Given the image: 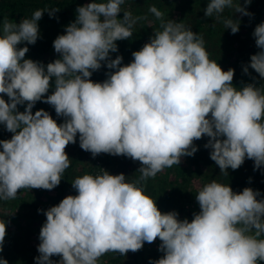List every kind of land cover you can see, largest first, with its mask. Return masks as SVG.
Instances as JSON below:
<instances>
[{
  "label": "clouds",
  "instance_id": "1",
  "mask_svg": "<svg viewBox=\"0 0 264 264\" xmlns=\"http://www.w3.org/2000/svg\"><path fill=\"white\" fill-rule=\"evenodd\" d=\"M252 0H209L205 17L217 21L226 9L251 16ZM125 0H93L76 9V19L58 35L53 48L59 58L46 66L25 59L27 46L40 37L38 21L44 10L18 24L4 19L0 31V124L12 133L0 140V200H14L22 189L53 190L61 183L71 160V143L90 152L125 156L139 161L140 177L125 174H84L71 183L68 195L44 211L35 264H98L109 252L126 256L159 238L163 256L150 264H260L264 262V198L245 187L237 193L212 180L195 195L200 211L179 219L176 211L162 212L144 183L165 168L193 156L194 141L207 136L210 159L228 176L245 159L254 170L264 166V88L249 83L233 86L235 69L224 71L209 58L202 35L169 19L155 6L149 11L161 21L149 42L122 66L117 41L130 39L137 22L123 10ZM59 9L47 11L54 16ZM123 12V19L118 14ZM236 34L240 22L223 20ZM260 51L249 67L264 79V22L253 32ZM106 63L107 79L94 82L93 72ZM55 78L54 91L46 95ZM255 79V78H253ZM38 101L51 105L32 112ZM27 103L23 112L18 105ZM6 222L0 221V252ZM59 256V262L53 261ZM0 264L8 261L0 257Z\"/></svg>",
  "mask_w": 264,
  "mask_h": 264
},
{
  "label": "rangeland",
  "instance_id": "2",
  "mask_svg": "<svg viewBox=\"0 0 264 264\" xmlns=\"http://www.w3.org/2000/svg\"><path fill=\"white\" fill-rule=\"evenodd\" d=\"M193 1L182 0L183 3L181 5L179 2L175 9H172L170 13L168 12L167 16H164V22L171 19L183 23L194 31L193 26L200 25L198 18L204 10L201 5H197ZM240 4L241 6H245L244 0H240ZM129 8L130 5L127 3L122 5L123 10H128ZM246 8L253 15L245 16L241 13H230L231 15H227V19L233 18L234 20H238L241 26L236 33L237 38H235V42L232 43L233 49L231 50L235 54H232L229 65L224 66L223 63L222 65L224 71L229 68L235 69L234 79L232 81L233 86L242 88L246 84L255 83L257 87L264 88V79L259 77V74L255 70L249 67L247 74L243 71V68L250 63L251 55L260 51L256 47L255 38L252 34L255 27L261 22H264V0H252ZM147 13L142 12L139 15L140 17H144L142 25H149L147 28L151 29L152 37L154 32L157 31L152 30V28H155L158 22L153 21L154 16L152 13H149L150 16H147ZM121 17H123V12L118 14V19H121ZM211 20L217 19L216 17L209 18L205 25H215ZM20 21L14 20V23L18 24ZM158 21L161 22L160 20ZM137 23V25H140L139 22ZM138 33L140 35L139 31ZM230 34L232 33L230 32ZM225 37L230 36L225 35ZM226 48V45H220L217 48L221 53H226L222 55L221 60H227L228 58L229 53ZM57 58L58 54L52 46L45 54L44 61L50 63ZM237 59V64L231 66ZM52 84H55V80H53ZM208 139L205 136L200 140L194 141L198 150L193 156L182 157L179 165L165 168L154 178H149L146 182H143L146 194L158 200L156 204L162 212L176 211L179 214V219L183 220L187 218L191 221L193 213L200 211L195 195L204 184L215 180L214 172L217 173L216 170L211 169L210 163L213 161L210 159L211 149L204 150V144L207 143ZM65 151L71 163L73 160H76L72 166L71 180L67 184L65 192H61L57 188L53 190H30L26 188L20 190L14 200H0V221L6 222V236L0 257L6 259L8 264H35V258L40 255L37 251L40 243L39 232L43 223L46 221L44 211L57 205L66 196L77 194L71 183L76 177L84 174L97 175L101 173V169H105L113 175L123 173L128 181L137 180L140 177V173L137 171L141 167L139 161H133L125 156L109 158V154H104V157L97 155L93 158L90 152H86L79 147V139H77L75 144L70 143ZM198 151H202L203 154V158L200 160L196 159ZM98 162L102 164V168L98 166ZM184 170L187 172L186 175H184ZM252 180V187L245 185L244 188L248 186L253 190H258L261 193L258 199L264 198V178L255 177ZM260 183H263L261 189L256 186ZM38 209L44 211L38 212ZM160 243L159 238L151 244L145 243L141 250L135 252V254H139L137 256L138 258H133L134 253L128 252L126 259H120L121 263H119L120 260L112 263L111 261L116 259L117 253L109 252L100 258L98 264H150V261H155L163 256V253L158 250ZM146 251L149 253L145 254ZM51 259L59 262L61 258L59 256H53ZM260 264H264V262H260Z\"/></svg>",
  "mask_w": 264,
  "mask_h": 264
},
{
  "label": "trees",
  "instance_id": "3",
  "mask_svg": "<svg viewBox=\"0 0 264 264\" xmlns=\"http://www.w3.org/2000/svg\"><path fill=\"white\" fill-rule=\"evenodd\" d=\"M88 2L91 3L93 2V0H0V25H2V21L4 19H8L9 21L14 23V20L20 21L23 18H31L32 14L36 10H44L45 12L42 18L38 21L40 37L38 38L36 43L33 45L23 42L18 45V48L27 46L29 48V51L26 53L25 59H32L33 61L40 62L46 66L48 63L44 61V57L45 54L52 48L53 41L58 35L65 34L66 26L75 21L77 16V7L83 6ZM179 2L180 5L181 3H183L182 0H125V3L130 5V8L128 10L131 11L134 17H140L139 14H141L142 12H148L147 16H150L149 13L151 12L149 11V8L151 6H155L159 11L164 13V16H167L168 12L170 13L172 9H175ZM193 2H195V4L197 5H201L204 10L207 7V3L209 2V0H194ZM53 9H59V11L55 12L54 16L50 17L47 11ZM230 13H233V9H226L225 12L221 15L219 21L211 20V22L215 25H205L208 19L214 18L215 15L213 17H205L203 12L201 13V15H199L198 18V23L200 25L193 26L194 32L203 36L205 41L204 46L209 53V58L217 61V63L223 70L224 67L222 63L224 64V66L229 65L231 62L232 54H235L231 49H233L232 43H234L235 38H237V35L230 34L231 30L225 29L223 24V20L227 19V15H231ZM152 15L154 16L153 21L158 22V25H156L155 28H152V30H161V22L157 20L153 13ZM121 19H123V17H121ZM138 22L140 25H137L138 23L135 25L133 29V36L130 39L117 41L116 43L118 46V52L110 53L111 59H115L117 55L123 57L122 66L130 63L133 60L132 53L134 51L140 50L142 46L145 43L149 42L151 38L152 31L150 28H147L149 25H142L143 19L139 20ZM0 31H2V28H0ZM138 31L140 32V35ZM225 35H229L230 37H225ZM222 44L226 45V50L229 53L227 60H221L222 55L226 53H221L217 49L220 45L223 46ZM237 62L238 59L236 62L234 61L231 66H234L235 64H237ZM227 70L228 69H226L225 71ZM110 71L114 70L108 69L106 67V63L102 62V67L99 70L93 72L91 79L94 82H103L108 78L107 73ZM53 80H55V78H52V80L50 81L51 87L46 95H50L54 91L55 84H52ZM0 96H2L6 100V102L9 99L6 94H0ZM26 107L27 103L18 105V111L23 112ZM39 109L48 111L53 119L57 120V123H63L64 118L57 117L55 110L51 105L44 103L43 101H38L32 108L33 114ZM12 135V133L8 132L5 129L4 125L0 124V140L10 139ZM77 139H79L78 135ZM204 150L206 151L207 149L205 148ZM99 156L104 157L105 155L102 153L99 154ZM108 157L114 158L117 156L108 155ZM201 158H203L202 151H198L196 159L200 160ZM75 162L76 160H73V162L70 164V167L66 169L65 173L62 176L61 183L56 187L57 189H60L61 192L66 191L67 184L71 180V169ZM192 165H194V163H192ZM210 165L212 170L217 171V173L214 172L215 180L223 184H229L233 191L237 193L241 192L244 189L245 185H250V187H252L253 178H264V166H262L260 169L254 170L253 160L250 159H245L243 165L237 170H232L231 168H229L227 170L228 176L220 173L219 166L216 165L214 161H211ZM91 170H93V168H91ZM186 173V170H184V175H186ZM262 184L263 183L257 184V188L261 189ZM156 203H158V200H156ZM148 253L149 252L146 251L145 254ZM127 255L121 256L117 253L116 259H113L111 262L114 263L116 260L126 259ZM138 255L139 254L134 253L133 258H138ZM119 263H121V260L119 261Z\"/></svg>",
  "mask_w": 264,
  "mask_h": 264
},
{
  "label": "built area",
  "instance_id": "4",
  "mask_svg": "<svg viewBox=\"0 0 264 264\" xmlns=\"http://www.w3.org/2000/svg\"><path fill=\"white\" fill-rule=\"evenodd\" d=\"M98 164H99L98 166H101V168H102V164H101L100 162H98ZM103 168H104V167H103Z\"/></svg>",
  "mask_w": 264,
  "mask_h": 264
}]
</instances>
